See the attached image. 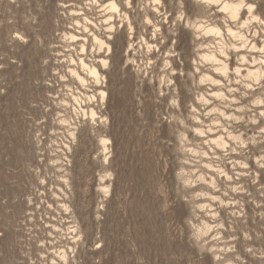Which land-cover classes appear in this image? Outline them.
<instances>
[{"label": "rangeland", "instance_id": "1", "mask_svg": "<svg viewBox=\"0 0 264 264\" xmlns=\"http://www.w3.org/2000/svg\"><path fill=\"white\" fill-rule=\"evenodd\" d=\"M222 1L0 0V264H264V0Z\"/></svg>", "mask_w": 264, "mask_h": 264}, {"label": "bare ground", "instance_id": "2", "mask_svg": "<svg viewBox=\"0 0 264 264\" xmlns=\"http://www.w3.org/2000/svg\"><path fill=\"white\" fill-rule=\"evenodd\" d=\"M154 1H157V2H159V0H154ZM201 1V0H200ZM203 1V0H202ZM205 2L207 1L208 3H210L212 0H204ZM215 1V0H214ZM224 1V0H223ZM222 1V2H223ZM235 1V0H234ZM231 2V0H230V2L229 1H224L223 3H222V5H221V8L222 9H224V13H229L230 14V16L231 17H237L239 14H241L240 12H242L241 10V5H240V3H239V0L236 2ZM242 1V3L241 4H244L243 3V0H241ZM127 3H129V1H126ZM151 2V1H150ZM204 3V2H203ZM202 4V3H201ZM211 4V3H210ZM102 5V4H101ZM208 5V4H207ZM212 5V4H211ZM210 5V6H211ZM248 5V4H247ZM106 6V5H105ZM129 6V5H128ZM244 7V6H243ZM242 7V8H243ZM104 8V7H103ZM106 9L108 8L109 9V11L111 10L112 12H115V14H117L116 12H119V7H118V5L114 2V0H113V2H109V4H108V0H107V7H105ZM157 8V7H156ZM246 8H247V11L249 10V12H251L250 10L252 9V5L251 4H249L248 6H246ZM102 9V8H101ZM107 9V10H108ZM244 9V8H243ZM155 10V9H154ZM245 10V9H244ZM103 11L104 12H106L104 9H103ZM122 12H124V11H122ZM107 13V12H106ZM120 13H121V11H120ZM126 13V12H125ZM124 13V14H125ZM103 14H105V13H103ZM111 14H114V13H111ZM119 14V13H118ZM123 14V15H124ZM127 14V13H126ZM124 15V18H126V19H130V18H128L127 17V15ZM117 16V15H116ZM227 16V15H226ZM105 17H106V15H105ZM110 17H112V15H110ZM113 17H114V15H113ZM121 17V16H120ZM119 17V18H120ZM146 17H148V16H146ZM238 17H240V16H238ZM104 18V17H103ZM109 18V17H108ZM118 18V17H117ZM122 18V17H121ZM253 18H254V16H253ZM228 19V18H227ZM108 20V19H107ZM106 20V21H107ZM112 20H114V19H112ZM112 20L110 21V23L112 22ZM118 20V19H117ZM149 20V19H148ZM229 20V19H228ZM243 20V19H242ZM245 20V19H244ZM85 21H87L86 19H85ZM102 21V20H101ZM105 21V22H106ZM118 21H120V20H118ZM123 20H121V22H122ZM104 22V24H106ZM128 22H129V24H128V26L130 25V21L128 20ZM202 22V21H201ZM204 22V21H203ZM249 22V21H248ZM248 22H247V24H248ZM103 23V22H102ZM101 22L99 23V24H102ZM107 23H109V22H107ZM122 23H124V22H122ZM126 23V22H125ZM150 23H151V21H150ZM191 23V22H190ZM195 23V22H194ZM207 23V24H206ZM205 24L206 25H204V24H200V23H198V24H195V28L198 30V32H203V34H200V35H202V36H205L204 34H206V35H208V34H213L212 36H214V35H219L220 36V34H221V29H219L215 24L214 25H208L209 23L208 22H206ZM243 23H245L246 24V22H243ZM93 24V23H92ZM113 24V23H112ZM127 24V23H126ZM149 24V23H148ZM241 24V23H240ZM155 25V24H154ZM100 26V25H99ZM111 27L112 28V26H114V25H107V27ZM116 26V25H115ZM158 26V25H157ZM227 26V25H226ZM225 26V28H226V30H227V27ZM241 26H243V25H240V27ZM94 27H96V26H94ZM101 27V26H100ZM246 27H248V26H246ZM245 27V28H246ZM99 28V27H98ZM111 28H109V29H111ZM114 28V27H113ZM157 28H159V26L157 27ZM194 28V27H193ZM194 28V29H195ZM243 28V27H242ZM85 29V28H84ZM87 29V28H86ZM128 29H130L129 27H128ZM133 29V28H132ZM153 29H155V28H153ZM88 30V29H87ZM158 30V29H157ZM228 30L229 31H231L232 29H230V27L228 28ZM111 31H113V30H110V32ZM156 31V29L154 30V32ZM129 32V31H128ZM226 32V31H225ZM232 32H234V31H232ZM224 33V32H223ZM222 33V34H223ZM236 33H237V31H236ZM240 33H242V32H240ZM91 34V33H90ZM234 34H235V32H234ZM239 34V33H238ZM244 34V33H243ZM112 35V34H111ZM130 35V34H129ZM108 36H109V34H108ZM154 36H155V33H154ZM153 36V37H154ZM209 36V35H208ZM211 36V35H210ZM209 36V37H210ZM211 36V37H212ZM222 36V35H221ZM220 36V37H221ZM240 36H241V34H240ZM91 37L94 39V41L96 40L97 42L96 43H102V44H106V50L108 51L109 49H110V46L107 44V43H105L104 41H101L97 36H95V34H94V36L93 35H91ZM100 37V36H99ZM131 37V36H130ZM207 37V36H206ZM242 37V36H241ZM243 37H244V35H243ZM70 38H72V37H70ZM75 38H77V37H75ZM80 38V37H79ZM82 38V37H81ZM84 38V37H83ZM128 38V37H127ZM240 38V37H239ZM73 39V38H72ZM78 39V38H77ZM85 39V38H84ZM88 39V38H87ZM109 39V38H108ZM143 39V38H142ZM220 39V38H219ZM238 39V38H237ZM245 39H247V38H245ZM249 39V38H248ZM76 40V39H75ZM89 40V39H88ZM92 40V39H91ZM102 40H104V39H102ZM224 40V38L222 37V41ZM242 40V39H241ZM250 40V39H249ZM143 41H146V40H143ZM142 41V42H143ZM213 41V40H212ZM217 41V40H216ZM225 41V40H224ZM243 41V40H242ZM242 41H239L240 43H241V46H245V44L243 45L242 44ZM254 41V40H253ZM218 42V41H217ZM217 42H215V44H218ZM250 42V41H249ZM248 42V43H249ZM146 43V42H145ZM214 43V42H213ZM247 43V44H248ZM75 44V43H74ZM85 44V43H84ZM83 44V45H84ZM150 44V43H149ZM214 44V45H215ZM220 45L221 44H223V43H219ZM230 44V43H229ZM238 44V43H237ZM237 44H236V46L235 47H237ZM94 46L96 45L95 44V42H94V44H93ZM98 45V44H97ZM131 45V44H130ZM256 45H257V43H256ZM76 46V45H75ZM81 46H82V44H81ZM86 46V45H85ZM101 46H103V45H101ZM148 46V45H147ZM150 46H151V44H150ZM155 46V45H154ZM213 46V45H212ZM228 46V45H227ZM239 46V45H238ZM258 46V45H257ZM153 47V46H152ZM216 47V46H215ZM220 47V46H219ZM223 47H224V44H223ZM229 47H231L230 45H229ZM228 47V48H229ZM252 48H256L255 47V45L254 44H252V46H251ZM264 47V46H263ZM102 48V47H101ZM101 48H100V50H101ZM208 48V47H207ZM221 48V47H220ZM233 48H234V46H233ZM233 48H231V49H233ZM238 48H241L240 46L238 47ZM246 48H248V47H246ZM245 48V49H246ZM215 49H217V48H215ZM214 49V50H215ZM226 50H227V48H225ZM250 49V48H249ZM249 49H247V51L249 50ZM99 50V51H100ZM208 50V49H207ZM234 50V49H233ZM235 50H236V48H235ZM250 50H252V49H250ZM256 50H258V49H256ZM107 51H105V52H107ZM128 51V50H127ZM225 51V50H224ZM109 52V51H108ZM220 52V51H219ZM218 52V53H219ZM228 52V51H227ZM202 53V52H201ZM216 53V52H215ZM214 52H212V51H207V52H203L202 54H201V56H200V59H203V60H205L206 62H209V63H216V69L217 70H226L227 69V67H228V64H227V66H226V64L222 61V60H220L218 57H217V55L215 54ZM221 53H223V55L224 54H226V53H224L223 51H221ZM236 53V52H235ZM220 54V53H219ZM237 54V53H236ZM222 55V54H221ZM240 55V54H239ZM244 55V54H243ZM254 55V54H253ZM229 56V55H228ZM242 56V55H241ZM249 55H246V57H248ZM222 57V56H221ZM240 57V56H239ZM242 57H244V56H242ZM252 57V56H251ZM250 57V58H251ZM223 59H225L224 58V56L222 57ZM241 58V57H240ZM259 58V57H258ZM227 59V58H226ZM244 59V58H243ZM242 58H241V61L243 60ZM257 59V58H256ZM202 60V61H203ZM240 60V59H239ZM251 60V59H250ZM253 61H255V58H253L252 59ZM251 60V61H252ZM260 60H262L263 61V59H260ZM82 61V60H81ZM204 61V62H205ZM244 61V60H243ZM257 61H258V59H257ZM101 62H102V64H106V59L104 58V59H101ZM241 63V62H240ZM243 63H246V59H245V62H243ZM248 63L249 62H247V65H248ZM256 63V62H255ZM258 63V62H257ZM82 64V66L84 65V67H86L87 68V70L88 71H86V72H88V73H90L91 75H93V76H95L96 78L97 77H100V75L99 76H97L98 75V73H97V70H96V68L94 67V66H89V65H87L86 63H84V62H82L81 63ZM262 64H263V62H262ZM249 65H251V64H249ZM248 65V66H249ZM258 65V64H257ZM260 66H261V64H259ZM259 65L257 66V67H259ZM107 66V65H106ZM83 67V68H84ZM236 67V66H235ZM264 67V66H263ZM104 68V67H103ZM213 68V67H212ZM256 68V67H255ZM72 69H74V68H72ZM235 69V68H234ZM245 69H247V68H245ZM260 69V68H259ZM214 70V69H213ZM236 70V69H235ZM238 70H240V69H238ZM248 70V72H250V73H253V72H251V70H249V69H247ZM74 71V70H73ZM215 71V70H214ZM234 71V70H233ZM237 71V70H236ZM243 71V70H242ZM216 72H218V71H216ZM215 72V73H216ZM221 72V71H220ZM224 71H222V73H223ZM226 72V71H225ZM232 72V71H231ZM75 73H77V75H76V77H78V79L79 80H82V81H84L83 80V78L81 77V76H79L78 75V72H76V70H75ZM227 73V72H226ZM238 73H239V71H238ZM257 73V72H256ZM255 73V74H256ZM257 74H259V73H257ZM256 74V75H257ZM75 75V74H74ZM87 75V74H86ZM223 75H225V74H223ZM241 75H242V73H241ZM246 75V74H245ZM255 75V76H256ZM260 75V74H259ZM209 76V75H208ZM222 76V75H221ZM258 76V75H257ZM203 77V76H202ZM210 77V76H209ZM252 78V77H251ZM262 78V77H261ZM100 79V78H99ZM200 79H202V78H200ZM210 79H212V77L210 78ZM204 80V79H203ZM217 80V79H216ZM81 81V82H82ZM86 81V80H85ZM200 81V80H199ZM80 82V81H79ZM204 82V81H203ZM215 82H217V81H215ZM220 82V81H219ZM85 83V82H84ZM96 84H98L97 82H95ZM217 84V83H216ZM83 85V84H82ZM98 93H100L101 94V97L103 98L104 97V95H105V91H101L100 90V92L98 91ZM218 93V92H217ZM214 95H215V93H213ZM93 95V94H92ZM222 96V95H221ZM220 96V97H221ZM88 97H90V96H88ZM94 97V96H93ZM76 98V97H75ZM74 97H73V99H75ZM77 99V98H76ZM78 100V99H77ZM77 100H75L76 102H77ZM91 113L94 115L95 113L93 112V111H91ZM222 137V136H221ZM214 138H212V140H213ZM217 139V138H216ZM215 140V139H214ZM219 140H222V139H219ZM223 141V140H222ZM225 141H223L222 142V144L224 143ZM218 144V143H217ZM221 144V145H222ZM224 145V144H223ZM211 179H213V178H211ZM211 181H213V180H211ZM211 183V182H210ZM204 224H206V223H204ZM207 226V225H206ZM205 227V226H204ZM205 228H207V227H205ZM64 254V253H63ZM65 256H66V254H64ZM64 255H62V256H64ZM67 258V257H66Z\"/></svg>", "mask_w": 264, "mask_h": 264}]
</instances>
